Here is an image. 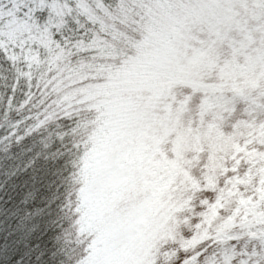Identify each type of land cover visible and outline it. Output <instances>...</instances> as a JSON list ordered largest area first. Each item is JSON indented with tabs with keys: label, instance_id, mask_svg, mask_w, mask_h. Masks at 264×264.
Masks as SVG:
<instances>
[{
	"label": "snow or ice",
	"instance_id": "6c2138e0",
	"mask_svg": "<svg viewBox=\"0 0 264 264\" xmlns=\"http://www.w3.org/2000/svg\"><path fill=\"white\" fill-rule=\"evenodd\" d=\"M0 264H264V0H0Z\"/></svg>",
	"mask_w": 264,
	"mask_h": 264
}]
</instances>
